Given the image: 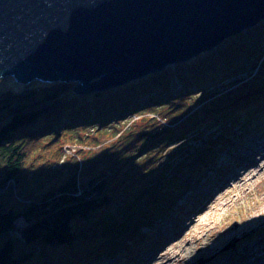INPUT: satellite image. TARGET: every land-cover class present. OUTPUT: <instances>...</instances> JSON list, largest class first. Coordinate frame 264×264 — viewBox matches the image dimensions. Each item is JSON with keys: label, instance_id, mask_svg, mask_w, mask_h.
Listing matches in <instances>:
<instances>
[{"label": "trees", "instance_id": "16d2710c", "mask_svg": "<svg viewBox=\"0 0 264 264\" xmlns=\"http://www.w3.org/2000/svg\"><path fill=\"white\" fill-rule=\"evenodd\" d=\"M261 44L264 18L213 50L120 86L74 95L53 82L41 92L1 95L0 264H97L120 254L132 260L162 242L156 223L172 213L189 180L175 182L163 164L156 169V154L213 124L264 116ZM254 67L234 92L204 99L215 86L209 82ZM196 98L203 100L198 108ZM130 115L137 119L124 124ZM75 141L89 148L63 158L60 144ZM46 146L57 153L39 170L29 157ZM203 147L199 169L215 146ZM11 182L22 193L15 206L4 202ZM19 216L27 221L20 229L13 224Z\"/></svg>", "mask_w": 264, "mask_h": 264}, {"label": "water", "instance_id": "95a60500", "mask_svg": "<svg viewBox=\"0 0 264 264\" xmlns=\"http://www.w3.org/2000/svg\"><path fill=\"white\" fill-rule=\"evenodd\" d=\"M264 18V0H0V77L75 94L210 51Z\"/></svg>", "mask_w": 264, "mask_h": 264}, {"label": "rangeland", "instance_id": "374dc122", "mask_svg": "<svg viewBox=\"0 0 264 264\" xmlns=\"http://www.w3.org/2000/svg\"><path fill=\"white\" fill-rule=\"evenodd\" d=\"M257 67L247 68L216 84L209 82L208 84L215 86L211 87L212 93L204 99L225 94L231 87L246 82ZM50 83L53 82L33 80L20 83L12 75L1 76L0 96L6 92L18 95L27 89L41 92L39 87L51 85ZM60 86L63 88L61 84ZM195 91L199 93L196 89ZM202 101L196 98L191 103L198 108ZM135 119L136 116L130 115L123 122L129 124ZM228 126L229 124L223 126V122L213 124L204 128L200 135L189 136L156 154V169L163 164V173L173 175L175 182L178 178L182 182L189 178L186 194L178 199L172 213L165 220L156 223L163 231V241L149 248L145 246L132 260H123V255L120 254L97 264H264V172L254 175L256 171L264 168V147L257 148L256 152L249 155L250 148L253 149L255 142H259L255 138L264 133V122L245 131L240 125H231L230 129ZM221 137L224 140L221 141ZM226 141L229 143L222 147L216 145ZM205 144L215 146L212 150L215 160L205 171H198L199 174L192 176L190 172L198 164L197 160L207 157V154L201 153ZM60 145L63 158L67 154H75L77 147L89 148L76 141ZM239 150L245 158L242 157L243 162L236 163L234 159ZM56 153V148L46 146L33 152L29 159L32 158L35 167L40 170L41 163L49 165L52 155ZM93 155L89 153L86 157ZM161 156L163 158L159 159ZM97 157L95 154L94 159ZM241 173L248 174L242 185V181H224L227 175L239 176ZM11 185L12 194H7L4 202L6 205L11 203L10 205L15 206L22 202H14L20 200L22 193L14 186V182ZM157 187L159 188V184L155 189ZM213 201L215 202L212 203ZM190 222L191 227L187 230L185 225ZM13 224L14 228L20 229L26 226L27 221L19 216Z\"/></svg>", "mask_w": 264, "mask_h": 264}, {"label": "bare ground", "instance_id": "6f19581e", "mask_svg": "<svg viewBox=\"0 0 264 264\" xmlns=\"http://www.w3.org/2000/svg\"><path fill=\"white\" fill-rule=\"evenodd\" d=\"M216 47V46H215ZM214 49V47L211 49V50H213ZM204 53V52H203ZM202 54V53H201ZM237 88L235 87V86H233V87H231L230 89H228V91H230V92H234L235 90H236ZM260 117H262V118H264V116L262 115V116H258V117H256L255 119H254V121H253V123H247V122H245V121H242V122H240V123H238V124H236V125H234V124H231V121H230V119H228V120H225L224 122H223V126H225V125H228L229 124V126H228V129H230L231 127V125L232 126H238V125H240V126H242L243 127V129H244V131L246 130V129H248L249 127H252V126H254V125H256V124H260V123H262V122H264V119H262V118H260ZM261 119V120H260ZM246 124V125H245ZM227 129V130H228ZM221 139V141L222 140H224V137H221L220 138ZM255 140H258L259 142H255V146H254V148L253 149H251L250 148V150H249V155L251 156V154L252 153H254V152H256L257 151V148H261V147H264V133L261 135V136H258V137H256L255 138ZM223 144H221V145H219L218 147H222L224 144H227V143H229L228 141H226V142H222ZM248 149V148H247ZM245 158L244 157V155L242 154V152L239 150V151H237V154H236V159H234L235 161H237L236 163H240V161H242L243 162V158ZM214 160H215V156L213 157V159H212V161L209 163V165L207 166V167H205V169H207V168H209L212 164H213V162H214ZM200 168V164H196V166H195V168H194V173L193 174H191L190 173V175H192V176H194V175H197V174H199V172L198 171H205V169H199ZM262 172H264V168H261V170H259V171H256L255 172V174L254 175H260ZM235 175V176H234ZM232 174V176H225L224 177V181L226 180V179H228L229 181L230 180H234L235 182L237 181V183L238 182H240V181H242V183H241V185L242 184H244L245 182H244V180H245V178H246V176H248V174H243V173H241V174H239V176L237 175V174ZM253 175V176H254ZM188 180H189V178H188ZM223 181V182H224ZM248 181H251L250 179L248 180ZM187 183V182H186ZM187 186L189 187V181H188V183H187ZM187 190H188V188H187ZM187 192V191H186ZM186 194V193H185ZM184 195V194H183ZM178 201V200H177ZM177 201H176V203H177ZM216 201V200H215ZM215 201H213L212 203H214ZM170 213L171 212H169V215H170ZM184 227V226H183ZM185 227H187V230L191 227V222L190 223H188L187 225H185ZM158 229H160V227H158L157 225H156V229H154V231H157ZM152 234H153V232H152Z\"/></svg>", "mask_w": 264, "mask_h": 264}]
</instances>
